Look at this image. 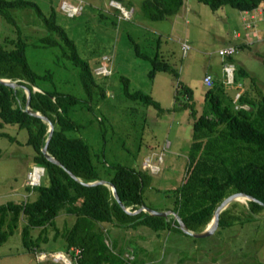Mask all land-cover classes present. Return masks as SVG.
<instances>
[{
    "label": "rangeland",
    "instance_id": "rangeland-1",
    "mask_svg": "<svg viewBox=\"0 0 264 264\" xmlns=\"http://www.w3.org/2000/svg\"><path fill=\"white\" fill-rule=\"evenodd\" d=\"M32 1L42 15L54 13L55 21L73 41L77 54L92 68L97 84L107 90L106 95H97L94 88L88 95L78 80L77 69L61 57L58 47L33 44L48 29L42 16L31 8H12L13 23L0 15V41L14 39L17 34L22 36L27 42L30 65L36 71L52 72V80L46 85L80 98L69 110L71 119L78 123L73 133L89 145L92 160L102 177L113 164L145 168L143 205L172 210L173 188L179 185L188 166L186 153L194 119L189 109L175 106L174 90L191 88L196 115L204 104L202 98L207 86L202 76L207 71L212 81L214 78L226 88L234 87L239 81L240 89L245 88L247 95L253 96L256 92L264 95V5L242 14L227 4L212 10L198 0H183L178 12L152 20L141 15L138 0H81L82 10L74 15L65 14L61 0ZM115 5L127 9L130 17H122ZM183 41L189 45L185 51L180 48ZM227 44H233L236 50L230 55L218 54L217 49ZM154 54L175 68L177 74L156 70L150 76V58ZM225 62L234 66V82L223 80ZM103 64L109 69L106 74L100 68ZM135 92L149 94L164 109L173 107L157 112ZM233 96L229 99L221 93L222 102L250 108L248 104L237 103L238 99ZM179 98L185 96L179 94ZM1 131L6 135L0 134V202L32 198L33 192L26 186L31 184L29 173L35 164L33 149L25 143L27 131L8 122L0 124ZM214 142L211 139L209 147ZM146 156L149 164L144 161ZM235 200L246 205V198ZM166 219L170 220L169 226L158 232L145 225L133 228L106 224L105 240L120 246L121 255L129 260L137 259L138 264H259L264 260V208L251 213L243 223L215 227L209 235L201 237L173 225V215L168 214ZM72 220V214L60 211L54 224L61 228ZM21 224L20 220L0 242V264H64L51 260L48 255L39 258L33 247L26 250L20 237ZM30 232L35 236L38 228H31ZM53 233L54 229L48 225L46 240L39 243L41 250L61 252L68 257L64 240L59 235L53 238ZM68 259L71 260L70 256ZM71 264L77 263L72 259Z\"/></svg>",
    "mask_w": 264,
    "mask_h": 264
},
{
    "label": "trees",
    "instance_id": "trees-1",
    "mask_svg": "<svg viewBox=\"0 0 264 264\" xmlns=\"http://www.w3.org/2000/svg\"><path fill=\"white\" fill-rule=\"evenodd\" d=\"M198 1L212 10L227 4L248 11L264 4V0ZM182 5L183 0H138L141 15L152 20L174 14ZM14 7L31 8L36 15L42 16L48 32L35 40V46L58 47L61 57L77 69V77L84 91L89 95L94 88L97 95H104V90L94 79L92 68L77 54L73 41L55 21L52 11L42 15L32 0H0V15L8 22H14L10 12ZM26 45V40L19 34L14 39L4 38L0 41V77L17 83V86L11 87L0 82V124L16 123L18 127L26 129L25 143L33 149V164L42 166L43 173L37 184L26 186L33 192L32 198L0 202V242L21 220L20 237L26 250L32 247L41 249L39 243L46 240V228L50 225L54 229L53 238L59 235L64 240L65 252L72 255L71 248L79 249L75 260L77 264H138L137 259L123 257L120 246L106 242L108 230L105 225L133 228L145 225L158 232L168 227L170 220L142 210L127 212L117 203L107 185L85 182L97 179L109 181L124 206L135 209L143 205L141 190L146 169L113 164L105 177L100 175L89 145L73 133L78 123L71 119L69 110L80 98L72 92L46 85L47 81L52 80V72L48 69L36 71L30 65ZM150 61V76L156 70L177 74L175 68L157 54ZM240 73L245 75L243 70ZM23 88L28 90L27 101ZM220 91L221 88L216 87L213 81L204 89V104L197 115L190 87H176L173 94L175 106L189 109L194 119L187 151L188 166L179 185L173 188L172 210L188 229L195 231L210 220L215 206L231 192L242 191L264 202V95L256 92L253 96H240L241 103L250 106L244 108L223 103ZM179 94L185 98L180 99ZM135 95L143 103L152 105L157 112L173 107L162 108L147 93L135 92ZM34 111L52 123L46 150L58 162L48 159L41 151L48 125L39 115L33 114ZM0 134L6 135L2 131ZM211 139H215V142L209 147ZM262 208L254 200H246V205L233 200L219 212L216 227L243 223L251 213ZM60 211L72 214L73 220L58 228L54 218ZM171 221L177 227L176 219ZM34 227L38 228L35 236L30 232ZM259 264H264V260Z\"/></svg>",
    "mask_w": 264,
    "mask_h": 264
},
{
    "label": "water",
    "instance_id": "water-1",
    "mask_svg": "<svg viewBox=\"0 0 264 264\" xmlns=\"http://www.w3.org/2000/svg\"><path fill=\"white\" fill-rule=\"evenodd\" d=\"M0 82L1 83H4L6 85H9L11 87L17 86L16 81L15 80H11L9 78L0 77ZM33 89H37V88L36 87H33ZM25 93H26V101H27V99H28V90L26 88H25ZM26 109L28 111H30V109H29L28 106H26ZM32 113L35 114V115H39L42 120H44V121L47 122V125H48V127H47V136L45 138L44 144L41 147L42 153L48 159H50V160H52L54 162H58L46 150L47 140L50 137L51 132H52V123L44 115H41L38 111H34ZM71 175L74 176L73 174H71ZM97 182L102 183V184H105V185H107L110 188L112 196L115 198V200L120 205V207H122L125 211L130 212V213H135V212H137L139 210H142V211H146L147 213L152 214V215H159V216H165V217L168 216V214H171L176 219L177 225L179 226V228L182 231H184L187 234H190L192 236H195V237H201V236L209 235L213 231V229L217 226V219H218L219 212L229 202L235 200L238 196H243L247 200H254V201L260 203L264 207V202H261L260 200L254 198L253 196H251L249 194H246V193H244L242 191H234V192H231V193L227 194L226 196H224L218 202V204L215 206L214 211H213V214H212L210 220L206 223L205 227H203L201 230L195 231V230L188 229L185 226V224L183 223V221L180 219V217L173 210H169V209H166V210H156V209L148 208V207H146L144 205H140V206H138L135 209H128L126 206H124V204L122 203V201L118 198V195L116 193V190H115L113 184H111L109 181H107L105 179H97V180H92V181H86L85 183L86 184H92V183H97Z\"/></svg>",
    "mask_w": 264,
    "mask_h": 264
},
{
    "label": "built area",
    "instance_id": "built-area-1",
    "mask_svg": "<svg viewBox=\"0 0 264 264\" xmlns=\"http://www.w3.org/2000/svg\"><path fill=\"white\" fill-rule=\"evenodd\" d=\"M119 4V3H118ZM111 5V4H110ZM114 4H112L113 6ZM60 6L63 8V11L65 12V14L67 15H74L79 13L82 10V2L81 0H78L77 2H70L68 0H61V4ZM116 7H118L120 9V14L122 17L125 18H129V14H127V9H122L121 7H119L118 5H115ZM123 7V6H122ZM180 48L182 49V51H185L187 48H189V45L187 42L183 41L180 43ZM236 50L235 46L233 44H227L223 47H220L217 49V53L220 54L221 56L224 55H230L232 54L234 51ZM103 58H106L103 56ZM103 69V74H106L107 72H109V69L106 68V66L103 64V67H100ZM225 77L223 78V80L225 82H234L233 81V76H234V66L231 62H225L222 65ZM101 73V72H98ZM202 82L205 86H210L212 84V78L211 75L208 73H204L202 76ZM146 164H149V157H146L144 159ZM34 172H36V178L33 177ZM43 173V167L39 166V165H34L32 166V171L29 173V178L31 180V184L28 185H34L37 184L39 182L40 179V174L42 175ZM72 249V255H69L71 260L73 259L74 261L76 260V257L79 255V249L77 247L71 248ZM34 252L35 254L38 253V257L39 258H44L48 255L49 258H51V260L53 261H62L64 264H71V260L68 259V257L66 256V254L61 253V252H54V253H47L41 249H35L34 248ZM67 253V252H66Z\"/></svg>",
    "mask_w": 264,
    "mask_h": 264
},
{
    "label": "crops",
    "instance_id": "crops-1",
    "mask_svg": "<svg viewBox=\"0 0 264 264\" xmlns=\"http://www.w3.org/2000/svg\"><path fill=\"white\" fill-rule=\"evenodd\" d=\"M183 4H184V2H183ZM263 5L264 4H262V5H259L260 7H263ZM182 7H183V5H182ZM181 9V8H180ZM238 10V9H237ZM248 11H250V10H248ZM248 11H246V10H239V12H242V14H244L245 12L247 13ZM205 73H208V74H210L211 75V73H209L208 71L207 72H205ZM212 76V75H211ZM213 83L215 84V86L216 87H220L221 88V91H220V94L222 93V94H224V96H226L227 98H229V99H231V96L232 95H234L233 97L234 98H237L238 99V101H237V103H239V104H244V102H242L241 103V100L242 99H240L239 97L240 96H242V95H247V91L246 90H241L240 88H242V83L241 82H239V81H237L235 84H233V86L234 87H231V88H226L225 87V85L222 83V82H220V81H217L216 79H214L213 78ZM216 81V82H215ZM223 89V90H222ZM106 92H107V90L106 91H104V95H106ZM193 96V95H192ZM224 98V97H223ZM233 100V99H232ZM204 101V94H203V98H202V102ZM201 102V103H202ZM246 104V103H245ZM236 105V103L234 102V106ZM249 106V105H248ZM170 107V106H169ZM167 108V107H166ZM196 108V107H195ZM199 112V111H198ZM198 114V113H197ZM190 143H191V140H190ZM147 157V156H146ZM145 157V158H146ZM186 157H187V153H186ZM188 160V159H187ZM141 169H142V167H140ZM145 169V168H144Z\"/></svg>",
    "mask_w": 264,
    "mask_h": 264
},
{
    "label": "bare ground",
    "instance_id": "bare-ground-1",
    "mask_svg": "<svg viewBox=\"0 0 264 264\" xmlns=\"http://www.w3.org/2000/svg\"><path fill=\"white\" fill-rule=\"evenodd\" d=\"M33 177H34V178H36V172H34V174H33ZM236 199L243 200V199H244V197H243V196H238Z\"/></svg>",
    "mask_w": 264,
    "mask_h": 264
}]
</instances>
